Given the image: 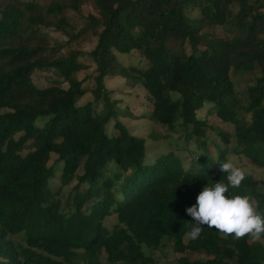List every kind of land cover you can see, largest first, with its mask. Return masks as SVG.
<instances>
[{"label": "trees", "instance_id": "1", "mask_svg": "<svg viewBox=\"0 0 264 264\" xmlns=\"http://www.w3.org/2000/svg\"><path fill=\"white\" fill-rule=\"evenodd\" d=\"M49 28L66 38L53 54ZM132 51L143 63L119 61ZM36 70L52 71L54 83L37 87ZM233 73L247 82L242 95ZM114 76L128 93L142 90V114L112 95ZM89 77L93 99L79 104ZM126 117L164 127L153 137H177L185 155L170 149L147 164L146 138ZM228 160L247 172L229 195H250L264 214V0H1L0 264H153L143 246L165 240L176 253L207 255L174 264H264V244L249 236L206 226L187 236L186 207L207 184L227 183L218 167Z\"/></svg>", "mask_w": 264, "mask_h": 264}, {"label": "rangeland", "instance_id": "2", "mask_svg": "<svg viewBox=\"0 0 264 264\" xmlns=\"http://www.w3.org/2000/svg\"><path fill=\"white\" fill-rule=\"evenodd\" d=\"M41 4H46L49 0H37ZM1 2V0H0ZM88 9H91L90 5H86L84 7V12H86ZM191 14L193 16L199 15V11L197 9L192 10ZM220 31V29H217ZM47 40H45L44 44L48 46V52L49 54H53L52 52V45L54 44L55 40H60L64 41L66 38L60 34V32L54 30L53 28H49L47 30ZM94 44V39L90 40L89 42H79L77 45L75 44L76 47L82 48L83 50L90 49ZM65 50V49H64ZM62 49V52L64 51ZM47 52V53H48ZM117 57L121 63L124 64H137V63H143L142 58L139 56V54L136 51H132L130 54L126 53H120L117 52ZM94 67L93 65H89L87 68L81 70L78 73L79 78H84L85 76H91L93 73ZM236 90L238 93L241 95L244 92L245 86L247 85L246 80L244 79L243 76H239L233 73L232 75ZM54 74L52 71L48 72H41V71H34L32 75V79L34 84L37 87H45L47 85L53 84L54 83ZM62 86H66V83H60ZM84 85L86 88H88V92H86L82 98L79 101V104H84L87 101H90L93 99V95L91 93V89L94 87V81L92 80L91 77L86 79L84 81ZM106 86L108 88H113L112 95L115 97H126L127 99L124 100V103H127L129 106V109L132 110L135 114H142L146 108H147V102L144 98L143 92L139 88H134L133 90L126 91V87L123 84V81L117 77H110L106 80ZM206 110L207 108H202L199 111V116H204L206 115ZM213 120H215V117H212ZM124 121L130 125L131 130L143 137L146 138V144H145V159L144 161L149 164L152 163L156 158L162 156L163 154L167 153L168 151L173 150L177 154H182L185 155L184 152H180L181 149L185 147L183 144V141L180 139H177L175 136H169L168 138H155L153 137V134L155 135H160L162 136L165 132L166 129L164 127H161L157 124L152 123L148 119H144L142 117H137V118H128L126 117ZM224 128H226L225 124H221ZM111 129V126H110ZM24 153V152H23ZM57 155L52 153L51 158L49 160V165L53 166L54 169V176L51 179V187L53 190H56L59 186V175H60V170H59V163L56 161ZM261 176L264 177V173L261 174ZM72 182L70 185L67 186H62L61 187V192H60V199L62 202H65L67 199V196L69 194V189L70 186L73 184ZM116 222V216H112L110 218H107L104 220V225L108 227L109 229L112 227V225ZM259 241H261L264 244V238H261ZM143 251L151 255L154 259L153 264H174L178 258L184 257L189 260H194V259H206L207 255L203 251L199 252H191V251H186L183 253H176L173 250V242L171 240H165L156 248H148L143 246ZM101 260L105 261V254H101ZM106 264V263H105Z\"/></svg>", "mask_w": 264, "mask_h": 264}, {"label": "clouds", "instance_id": "3", "mask_svg": "<svg viewBox=\"0 0 264 264\" xmlns=\"http://www.w3.org/2000/svg\"><path fill=\"white\" fill-rule=\"evenodd\" d=\"M218 171L227 174V183L218 180L212 185L207 184L198 193L196 202L185 209L194 222L187 236L198 239L202 226H206L225 237L231 235L242 239L249 236L260 240L264 236V214L257 210L250 195H229L230 188H239L247 178L246 170L228 160L219 163Z\"/></svg>", "mask_w": 264, "mask_h": 264}]
</instances>
